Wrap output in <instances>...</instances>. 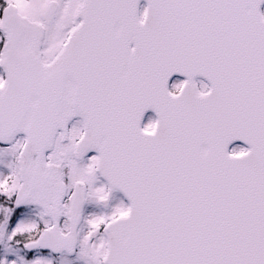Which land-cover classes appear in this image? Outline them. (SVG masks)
Segmentation results:
<instances>
[{
    "label": "snow or ice",
    "instance_id": "obj_1",
    "mask_svg": "<svg viewBox=\"0 0 264 264\" xmlns=\"http://www.w3.org/2000/svg\"><path fill=\"white\" fill-rule=\"evenodd\" d=\"M0 264H264V0H0Z\"/></svg>",
    "mask_w": 264,
    "mask_h": 264
}]
</instances>
